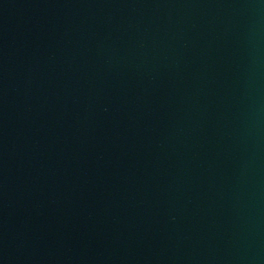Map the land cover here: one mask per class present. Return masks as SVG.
<instances>
[{
  "label": "water",
  "instance_id": "water-1",
  "mask_svg": "<svg viewBox=\"0 0 264 264\" xmlns=\"http://www.w3.org/2000/svg\"><path fill=\"white\" fill-rule=\"evenodd\" d=\"M0 264H264V0H0Z\"/></svg>",
  "mask_w": 264,
  "mask_h": 264
}]
</instances>
